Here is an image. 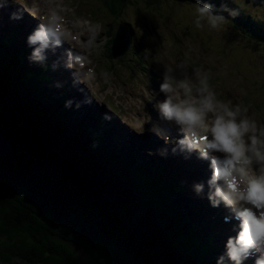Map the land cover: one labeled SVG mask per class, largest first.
<instances>
[{
  "label": "trees",
  "instance_id": "1",
  "mask_svg": "<svg viewBox=\"0 0 264 264\" xmlns=\"http://www.w3.org/2000/svg\"><path fill=\"white\" fill-rule=\"evenodd\" d=\"M110 1L125 8L130 0ZM133 1L157 9L161 4L160 0ZM251 26L259 30L255 21ZM39 107L0 63V133L14 144L6 160L0 161V263L194 264L166 234L169 224L160 229L152 211H142L143 225L138 218L131 227L134 220H128L126 213L138 209L134 195L102 166L106 161L90 138L75 127L65 128ZM98 168L110 189L92 190L91 180L80 173L82 169L94 175ZM10 174H17L24 186L11 184ZM86 224L98 232V240L83 232ZM149 229L152 236L145 232Z\"/></svg>",
  "mask_w": 264,
  "mask_h": 264
},
{
  "label": "clouds",
  "instance_id": "2",
  "mask_svg": "<svg viewBox=\"0 0 264 264\" xmlns=\"http://www.w3.org/2000/svg\"><path fill=\"white\" fill-rule=\"evenodd\" d=\"M5 7H11L10 0H0V9ZM221 10L233 17L238 15L226 4L221 5ZM22 18L20 12L10 15L12 20ZM61 20L53 11L46 23L39 24L27 36L26 42L32 49L28 56L30 62L46 66L48 51L54 53L66 43L71 33L63 28ZM192 22L197 29L219 30L226 18L214 12L212 3L196 2ZM65 56L66 69L74 64L83 66L82 57L71 50ZM51 67L56 70L59 62ZM178 71L182 75H177ZM84 75L94 78L91 70ZM72 76L75 86L81 74L73 72ZM209 81V74L202 69H193L189 76L183 62L176 68L165 67L158 89L164 98L157 100L155 107L160 121L174 128L176 136L154 124L150 114L140 119L137 127L142 132L154 133L166 146H171L173 154H183L185 159L195 154L197 159L207 162L210 175L206 181L193 184V191L198 196H206L211 207L223 206L228 212L225 222H237L233 226L235 235L227 237L225 251L216 264H245L253 257L254 264H264V123L249 115L247 108L219 99ZM55 86L62 87L58 82ZM153 92L156 91L149 87L148 80L145 93L150 100L155 99ZM92 102L91 99L83 101L84 104ZM72 103L66 101L65 107H71ZM80 107L81 103H77L76 108ZM103 119L110 121L112 117L106 112ZM168 150L164 147L158 154L167 156ZM11 151L10 148L7 156ZM148 155L154 153L149 151Z\"/></svg>",
  "mask_w": 264,
  "mask_h": 264
},
{
  "label": "rangeland",
  "instance_id": "3",
  "mask_svg": "<svg viewBox=\"0 0 264 264\" xmlns=\"http://www.w3.org/2000/svg\"><path fill=\"white\" fill-rule=\"evenodd\" d=\"M131 1H133V0H131ZM81 2H84V3H81ZM246 2H249V1H246ZM68 3L70 6H68ZM80 3L82 6H80ZM166 3H167L166 5L169 6V9L162 8V9H156L154 11L155 14L159 15V17H157V27H158L159 34L161 35L160 38L162 39V42L165 43L164 47H166V46L168 47L167 50L164 51V56L161 58V60L153 61L155 64L159 65V67L161 66L162 68H165V67H173L174 68V67H176L175 63L177 62V58L180 57L178 59V61H179V63L183 62L186 65V71L188 70V68H191L194 65V63H196L197 65H201L199 67V69H202V70L205 69V67H203L202 64H207V66H211V68H210L211 69V75L216 80L215 82L217 84V86H216L217 91L220 89V87L221 88L226 87V89L221 94L222 99L223 100H229V98L232 96V94L236 92L235 98L231 101L232 104H239L240 105V103L242 102V101H240V95H241L242 91H237L239 89L241 90V88L238 87L233 81L235 75L232 73H235L237 70L243 71V72H245V74H247L249 76L254 75V73L257 70H259V79L257 81L258 82V88L261 85H264V50L260 51V49H258L254 45V43H252V42L250 44H248L247 41H240L243 38L242 36H240L239 40L234 38L233 34L230 32L228 27L225 30H210V32L202 33L203 36H206L208 33L211 36H218L217 41L214 45V47L217 50H212V48L210 50L207 47H202L201 42L195 41L196 37H195V39H193L191 37V36L194 37L193 34H190V33L185 34V32H183L179 37H177L174 42L169 41L167 35H172L173 31H177L179 33V31H180L179 27L181 29H186V27L188 25H191V28L193 30L196 29L195 25L191 22V19L188 18V16L192 17L193 12L195 13L196 1L195 0H169V1H166ZM176 3H179V4H176ZM257 3H258L257 1L256 2L253 1L251 3L250 11L252 13L255 12V14L257 13L258 15H261L262 13L258 9L259 5H257ZM96 6H98V12H99V10L103 11L102 6H101V0H69V1L64 0V5L62 6V8H64V10H65V16L66 17H63L62 21H64V20L67 21V19H68V21L66 22L67 25L75 26L76 29H86L85 34L87 35V33H89V31L91 29H89L87 26H85L84 23L80 22L79 16L92 15L93 12H92V10H90V8L95 9ZM137 8H138L137 5L129 6L127 9L123 10L124 13L121 14L122 17L128 19L129 21L135 22V24H137V25H140L143 22L142 21L143 17L141 15L142 10H136ZM182 9L184 10V13H185L184 15L181 14V12L179 11V10L182 11ZM174 13L176 14L175 17H174ZM221 15L224 16V14H221ZM263 15H264V13H263ZM160 16H163L162 22L160 20ZM169 16H170V18H169ZM224 17L226 18V21H230L232 19V16H230V15H227ZM181 19H182V21H181ZM86 22H87V20H86ZM162 23L164 26H162ZM180 23H181V25H180ZM225 27H226V24H225ZM70 28L72 29V27H70ZM162 28H164V30H162ZM179 34H177V35H179ZM197 36H198V38H200L201 33L198 32ZM161 39H158L157 42L155 43L157 48L161 47V45L158 44ZM235 43L240 44V45H244L245 47H243V48L236 47ZM171 45L174 46L173 49L171 48V47H173ZM246 46H248L249 48L251 47V49H252V47H254V49L256 51H260V55L253 53L252 50L247 48ZM230 47L233 48L232 50L239 48L237 50V52L235 51L230 55V58H233V62L230 65L231 71L227 70V68H225V69L222 68L223 65L228 64V60L224 61L223 55L225 53L221 52L223 50L226 52ZM173 52H174V54H173ZM249 58L256 65L250 64ZM126 61H127L126 65H129L132 62V59L127 57ZM136 66H141V65L136 64ZM116 74H117V70L115 72L114 71L109 72V75L112 77H114ZM64 75H66V74H64ZM90 81H92L95 90L98 91V85L96 83V81H98V80L96 78H90ZM249 82L254 87V85H255L254 82H252L250 80H249ZM21 87H22V85H21ZM234 87L236 90L234 89ZM255 87H256V85H255ZM56 91L59 93L61 92L59 87H56ZM257 95H260V94L258 93ZM77 100H78V103H81V101L83 102L85 99L81 98L79 96L77 98ZM57 104H59V103H57ZM243 106L248 109L249 115L254 116L260 122V120H261L260 111L261 110L264 111V100L262 101V103H259V107L258 108L256 107V109H254V110L251 109L252 105H250L248 102H243ZM66 115H68V114L66 113ZM261 115L264 117L263 112ZM73 117H74V115L69 116L70 119H72ZM37 126L39 127L40 123H37ZM32 131L35 132V128H33ZM124 141H126V140H124ZM126 142L129 143V145H131L130 141H126ZM131 147L133 150L132 145H131ZM128 156H130V154L125 156V158ZM37 166H39V165H37ZM102 166L106 167L107 171L116 177L115 181L117 183H119L121 186L124 185V187L129 189L131 194L134 195L136 201L139 202V204L137 206L138 209L136 210V213L128 214V213L124 212V210L122 211L123 213H126V216L130 215L131 219L128 218V220H131V221L134 220L131 222V225H132L131 227H133L135 225V223H137L136 220L138 218L141 219L142 225H143L144 216L142 214L143 213L142 211L145 212L147 210H150L154 214L157 215V216H154L155 222H156V224H159L158 227L160 229H163L164 226H167L168 224H172V226L169 225V229H168V232L166 234L170 233V235L171 234L173 235L174 232H176L175 227L173 225V222L169 221V219L167 218V217H170V213H171L169 207L162 209L160 200L153 199L151 196L147 195L141 189L139 183L130 174L125 173V172H121L117 168V166H115L111 163H108V162L104 163ZM99 170H100V168L93 171L94 175H92V173H90L89 171L84 172L82 169H80V173H81L83 178H89L91 180L90 186L93 188L92 190L95 189V190L102 191V190L110 189L109 183L104 184L101 181V173ZM93 176H95L97 179L93 180ZM75 178L79 179L80 178L79 174H75ZM122 189H123V187H122ZM132 215H134V216L132 217ZM148 219L151 221V215L148 216ZM151 225H153V227H154V224H151ZM131 229H133V228H131ZM87 230H88V228H87ZM149 231L145 230L146 234H148L149 236H152L150 229H149ZM89 234H90V236L98 237L97 232L94 229H89Z\"/></svg>",
  "mask_w": 264,
  "mask_h": 264
},
{
  "label": "bare ground",
  "instance_id": "4",
  "mask_svg": "<svg viewBox=\"0 0 264 264\" xmlns=\"http://www.w3.org/2000/svg\"><path fill=\"white\" fill-rule=\"evenodd\" d=\"M47 4H49L48 2H47ZM215 5L217 6V7H214V12H216V13H219L220 12V10H221V4L220 3H215ZM46 8V6L42 9V11L41 12H44V13H48L47 12V10L45 9ZM40 9H41V7L40 6H37V12H39L40 11ZM28 10H30V9H28ZM49 10V9H48ZM124 10V9H123ZM17 12H20V10H16ZM31 11V10H30ZM29 11V12H30ZM182 11H184L183 9H182ZM32 12V11H31ZM30 12V13H31ZM124 13V12H123ZM122 13V14H123ZM22 14H24V18L22 19V20H19V21H17V20H14V21H12L11 23H10V25H19V27L21 28V29H23L25 26H27V25H30V27H31V29L33 30V29H35L38 25H39V23H38V21L36 20V18H35V16H33L34 14L33 13H31V14H29V13H27L26 11L25 12H22ZM185 14V13H184ZM50 15V14H49ZM1 23H2V26H3V32L1 33V37L3 36V38L5 39V37H4V33H5V31H6V29L9 27L8 26V24H7V20H6V17L3 19V20H1ZM144 31H149V29H145ZM16 34V33H15ZM111 35V38H112V45L113 46H115L116 45V41H115V38H114V35L111 33L110 34ZM5 40H7V42H10L9 40H8V38H6ZM11 41H13V39H11ZM206 41V40H205ZM158 44H160L162 47H163V49L165 48L164 47V42H162V40H160L159 41V43ZM119 48H122V44H121V40H120V38L118 39V45H117ZM61 49H64V47H60ZM24 49L26 50V51H28L29 53H31V51H32V49L28 46V44H27V42L26 41H24ZM129 58H131L132 59V62H134V63H141V62H143L144 61V58L143 57H137V58H134L133 56H128ZM249 61L250 62H253L252 60H250L249 59ZM55 62H58V61H53V62H50V65H52L53 63H55ZM73 66H75V65H73ZM72 66V67H73ZM57 69H59L61 72L62 71H64V70H66V68L64 67V63L62 62V63H60L59 64V67L57 68ZM66 75H64L65 76V78H67V79H71V77H72V74H68V73H65ZM155 82H156V80H155ZM117 90L119 91V93L121 94V97L123 98V99H125L126 101H134V100H136V96L134 97V96H129V97H127L124 93H122L118 88H117ZM75 92L76 93H78L79 91L78 90H76L75 89ZM81 98H84V99H86L87 97H86V95L85 96H80ZM57 103H59V105L60 106H62V108H64V109H67L66 111L68 112V113H70V111H69V109L68 108H66L65 107V103L66 102H64L63 100H61V101H58ZM83 102L81 101V104H82ZM70 108V107H69ZM102 109H104V107L102 108ZM102 109H99V110H97V109H95V111H92V112H94V113H96V115H95V117L97 118V119H99V120H101V121H103L102 120V116L99 114V113H101V114H105V112H103L104 110H102ZM263 112V114H264V111H262ZM71 114V113H70ZM68 116H73V115H68ZM88 120V119H87ZM87 120H84V121H87ZM111 121H114V118L112 117V119H111ZM136 123L134 124L136 127H137V124H138V117L136 118ZM114 125H115V127H116V129H117V134H119L118 136H120L122 139H124V140H126V141H130L131 142V145L133 146V149H136L137 150V148H138V146L141 144V141H137L136 142V139H135V136H134V134L131 132V130H128L126 127H124V126H120L119 127V125H118V122L117 121H115V123H114ZM117 136V137H118ZM19 150V149H18ZM168 156H169V158H167L166 160H165V162H164V164L166 165V167H167V169H169V172L167 173V174H171V175H175V174H172V173H174L175 172V166H177V165H182L183 163H182V157H181V155L179 154V153H177V154H173L172 152H168ZM113 157H114V155H113ZM117 158L119 159V161H121L120 160V158L117 156ZM116 160V159H115ZM123 161L124 162H129V164H128V166H129V171H130V173H135V174H137L138 175V172L140 171V168H139V162H138V160L135 158V157H133L131 154H130V156H128V157H126L125 159H123ZM116 162H117V164H118V161L116 160ZM159 162V161H158ZM183 165H187V164H183ZM153 169H155V167L154 168H152L151 170H149V171H152ZM133 170H136V172L135 171H133ZM194 182H198V178H195L194 180H193ZM163 204V205H162ZM161 206H165V203H161ZM168 206V205H167ZM166 206V207H167ZM184 207H186V206H184ZM203 221H204V223L205 224H207V220H205V219H202ZM169 225H171L172 226V224H169ZM168 225V226H169ZM179 226V225H178ZM177 226V227H178ZM233 226L234 225H231V227L233 228ZM177 227H176V229H177ZM195 227V225H193V226H191V228H194ZM234 234V233H233ZM183 242H185L184 240L182 241V243Z\"/></svg>",
  "mask_w": 264,
  "mask_h": 264
},
{
  "label": "water",
  "instance_id": "5",
  "mask_svg": "<svg viewBox=\"0 0 264 264\" xmlns=\"http://www.w3.org/2000/svg\"><path fill=\"white\" fill-rule=\"evenodd\" d=\"M11 141L6 136L0 133V161H2L9 149L11 148Z\"/></svg>",
  "mask_w": 264,
  "mask_h": 264
}]
</instances>
